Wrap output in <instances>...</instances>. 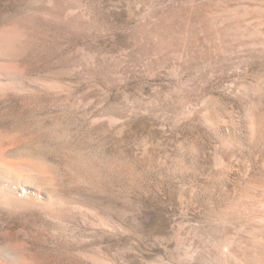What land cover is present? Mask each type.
<instances>
[{"label": "rangeland", "instance_id": "rangeland-1", "mask_svg": "<svg viewBox=\"0 0 264 264\" xmlns=\"http://www.w3.org/2000/svg\"><path fill=\"white\" fill-rule=\"evenodd\" d=\"M0 78L19 263L264 264V0H0Z\"/></svg>", "mask_w": 264, "mask_h": 264}, {"label": "bare ground", "instance_id": "bare-ground-1", "mask_svg": "<svg viewBox=\"0 0 264 264\" xmlns=\"http://www.w3.org/2000/svg\"><path fill=\"white\" fill-rule=\"evenodd\" d=\"M15 135L14 137H16ZM5 144V139L0 140V149ZM41 185L40 179L34 173L25 170L22 164L15 167L0 160V206L17 209L26 203L36 205L55 203L57 200L56 195ZM19 227H22L21 223L7 224L0 227V264H22L19 263L21 260L18 261L19 256L29 255L24 240V243H21L19 235L15 233V230Z\"/></svg>", "mask_w": 264, "mask_h": 264}]
</instances>
